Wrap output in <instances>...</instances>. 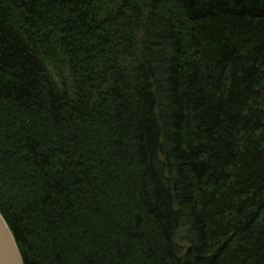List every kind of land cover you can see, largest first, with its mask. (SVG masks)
<instances>
[{"label": "trees", "instance_id": "obj_1", "mask_svg": "<svg viewBox=\"0 0 264 264\" xmlns=\"http://www.w3.org/2000/svg\"><path fill=\"white\" fill-rule=\"evenodd\" d=\"M0 211L24 264H264V0H0Z\"/></svg>", "mask_w": 264, "mask_h": 264}, {"label": "water", "instance_id": "obj_2", "mask_svg": "<svg viewBox=\"0 0 264 264\" xmlns=\"http://www.w3.org/2000/svg\"><path fill=\"white\" fill-rule=\"evenodd\" d=\"M0 264H24L16 239L0 211Z\"/></svg>", "mask_w": 264, "mask_h": 264}]
</instances>
